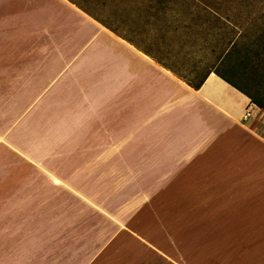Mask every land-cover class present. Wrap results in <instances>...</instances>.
Instances as JSON below:
<instances>
[{
  "label": "crops",
  "instance_id": "0c3cea01",
  "mask_svg": "<svg viewBox=\"0 0 264 264\" xmlns=\"http://www.w3.org/2000/svg\"><path fill=\"white\" fill-rule=\"evenodd\" d=\"M86 10L73 0H0V38L30 44L26 50L0 51V147L15 151L20 171L35 174L22 177L16 201L0 200V264H22L24 251L40 248L43 219H54L50 227L57 232L60 194L42 197L39 191L43 181L58 187L59 179L43 163L51 152L24 149L13 135L22 125L13 118L38 116V107L53 103L44 102V92L65 85L61 77L70 90L79 85L82 91L83 112L75 118L97 121L103 137L113 123L116 138L131 140L129 147L86 153L115 168L129 164L146 172L141 204L154 213L153 202L162 201L163 219L178 220L179 233L195 236V264H202L196 259L203 244L210 251L264 252V111L213 72L197 89L191 87ZM41 38H48L43 49L37 43ZM247 107L250 115L244 118ZM125 124L129 130H123ZM122 220L117 233L138 245L139 235L124 229L127 220ZM114 237L104 242L100 257L109 255ZM182 245L185 252L187 244ZM12 251L19 252L18 261ZM148 251L172 263L168 248L155 245ZM100 257L87 263L96 264ZM262 257L253 263L264 264Z\"/></svg>",
  "mask_w": 264,
  "mask_h": 264
},
{
  "label": "rangeland",
  "instance_id": "374dc122",
  "mask_svg": "<svg viewBox=\"0 0 264 264\" xmlns=\"http://www.w3.org/2000/svg\"><path fill=\"white\" fill-rule=\"evenodd\" d=\"M73 1L132 40L139 50L149 51L156 61L192 81L198 78L191 68L203 53L197 38H205L204 35L198 37L204 27V32L209 28L206 31L207 38L215 40L222 38L225 33H241L246 38H252L264 26V0H186L184 3H177L174 8L170 5L166 10H160L164 13L163 17L162 13H157L152 14L149 19L144 18V13L137 9L142 0ZM154 10L152 8L149 11ZM192 12L196 18L200 16L195 22L190 20ZM171 18L177 19L174 24ZM190 23L195 24L188 29L182 26ZM201 23L203 27L200 26ZM194 41L195 44L192 45ZM46 42L48 38L37 40V43L42 44V49ZM24 45L30 49L29 43L19 44L18 38H0V51L26 50ZM61 80L65 83L61 86L62 89L44 92V102L53 103L38 107V116L34 119L24 116L13 118V121L22 125L13 135L23 141L24 149L51 152L43 163L49 173L59 179L58 191L43 181L39 188L40 194L42 197L56 192L60 194L57 232L55 227H50L54 219H43V243L37 250L24 251L23 257H20L22 264H88L89 258L97 256L98 259L101 256L99 251L104 242L114 235L116 236L107 251L109 255L100 257L96 264H166L161 260L163 256L148 251L155 245L168 248L169 257L173 259L171 264H195V236L179 233L178 220L163 219L161 210L164 204L161 200L153 202L151 210L154 213L148 212L143 207L144 204H141V196L146 192V188L142 186L146 172L131 170L129 164H123V167L119 164V168H115V164H105V160H96L95 156L86 153L91 148L98 147H129L131 140L116 138L113 123L107 126L110 135L103 137L98 134L97 121L90 122V117L75 118L83 112L82 91L78 90L79 85L70 90L66 77H61L60 82ZM11 93L13 95L16 92ZM123 130H129V124L123 125ZM260 133L262 135L263 130ZM14 152L9 147H0V200L7 196L16 201L22 189V177L27 179V174L32 173L31 177L35 175L31 171H20V159ZM95 162L103 165H96ZM100 169L102 171L98 172ZM103 173H106L105 179L102 178ZM5 181L8 184L4 186ZM85 182L91 183V186H85ZM11 206H15V203ZM48 207L47 210L50 209ZM2 209L3 204H0V210ZM129 216L131 218L127 220ZM120 219L123 222L127 220L124 229H135L141 240L138 245L124 233H117ZM163 222H166L165 226ZM44 224H48V227ZM70 226L73 228L70 229ZM168 227L175 234L168 232ZM182 244H187L185 252ZM204 247L203 244L196 259L197 262L199 258L202 259V264H258L259 261H253L263 258L264 254L250 251L243 255V252L210 251ZM18 253L12 251V259H19Z\"/></svg>",
  "mask_w": 264,
  "mask_h": 264
},
{
  "label": "trees",
  "instance_id": "16d2710c",
  "mask_svg": "<svg viewBox=\"0 0 264 264\" xmlns=\"http://www.w3.org/2000/svg\"><path fill=\"white\" fill-rule=\"evenodd\" d=\"M150 3L146 1H140L139 8L137 9L144 13V18H152V14L162 13L160 10H166L167 6H174L177 3H184L186 0H150ZM153 3V5H150ZM155 8V12L149 11L150 9ZM86 12L94 17L96 20L101 22L104 26L112 30L121 38L128 41L130 44L134 45L136 48L140 49L136 44L131 42L129 38L123 36L115 30L114 27H111L106 21L97 18L95 15L90 13V10ZM141 12V13H142ZM190 14V13H188ZM192 12L190 20L196 21L197 19ZM187 19V18H185ZM177 19L171 18L172 24L175 23ZM195 23L184 24V28H191ZM199 26V25H198ZM203 27V24H200ZM209 28H206V31ZM205 27L199 33L204 35L205 38H197L200 42V49L202 54L195 60L193 64L192 72L198 75V78L192 81L189 78L176 73L181 79H183L188 85L197 89L206 76L213 72L242 93L249 97L250 102L255 103L260 109L264 111V26L257 35L255 34L252 38H246L244 34L239 33L238 35H230L225 33L222 38H207L208 31L204 32ZM229 30V29H228ZM229 32H231L229 30ZM192 33V32H191ZM195 36V34H193ZM195 44V41L192 45ZM143 52L150 54L149 51L141 49Z\"/></svg>",
  "mask_w": 264,
  "mask_h": 264
},
{
  "label": "built area",
  "instance_id": "2783aa9c",
  "mask_svg": "<svg viewBox=\"0 0 264 264\" xmlns=\"http://www.w3.org/2000/svg\"><path fill=\"white\" fill-rule=\"evenodd\" d=\"M249 115H250L249 109H246V111L244 112V115H243L244 118H247ZM262 136H264V130H263Z\"/></svg>",
  "mask_w": 264,
  "mask_h": 264
}]
</instances>
